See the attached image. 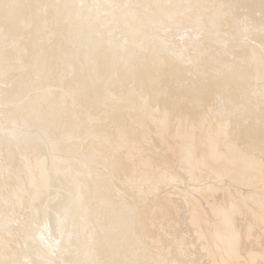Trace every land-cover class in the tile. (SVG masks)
Here are the masks:
<instances>
[{
	"label": "bare ground",
	"instance_id": "bare-ground-1",
	"mask_svg": "<svg viewBox=\"0 0 264 264\" xmlns=\"http://www.w3.org/2000/svg\"><path fill=\"white\" fill-rule=\"evenodd\" d=\"M0 262L264 264V0H0Z\"/></svg>",
	"mask_w": 264,
	"mask_h": 264
},
{
	"label": "snow or ice",
	"instance_id": "snow-or-ice-1",
	"mask_svg": "<svg viewBox=\"0 0 264 264\" xmlns=\"http://www.w3.org/2000/svg\"><path fill=\"white\" fill-rule=\"evenodd\" d=\"M61 207L63 208V215L57 214L56 219H57V224L61 228L62 234H63L64 227L68 221L70 207L64 206V205H61ZM45 227H47V225ZM68 239H69V242H71V233H68ZM0 264H3V262H0Z\"/></svg>",
	"mask_w": 264,
	"mask_h": 264
}]
</instances>
